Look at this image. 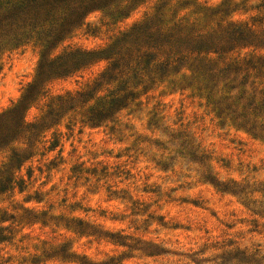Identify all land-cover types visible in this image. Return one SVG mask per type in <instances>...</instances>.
<instances>
[{
	"label": "rangeland",
	"instance_id": "374dc122",
	"mask_svg": "<svg viewBox=\"0 0 264 264\" xmlns=\"http://www.w3.org/2000/svg\"><path fill=\"white\" fill-rule=\"evenodd\" d=\"M183 2L164 9L166 27L264 30V0ZM159 3L145 0L121 22L93 13L63 47L106 48ZM39 52L34 44L3 51L0 113L33 81ZM255 55L264 60V49ZM106 65L52 81L27 121L41 122L56 97L85 89ZM181 82V75L158 80L115 122L92 127L87 108L78 109L31 145L25 137L0 151V170L14 150L29 156L18 173L24 191L0 194V229L13 233L0 243V264H243L246 255L264 257L262 96L251 106L246 87L243 101L239 90L208 100Z\"/></svg>",
	"mask_w": 264,
	"mask_h": 264
},
{
	"label": "trees",
	"instance_id": "16d2710c",
	"mask_svg": "<svg viewBox=\"0 0 264 264\" xmlns=\"http://www.w3.org/2000/svg\"><path fill=\"white\" fill-rule=\"evenodd\" d=\"M144 1L0 0V56L6 49L30 44L40 49L33 81L10 110L0 113V151L20 138L28 137L30 144L32 139L78 109L87 108L86 123L92 127L115 122L117 115L136 102L142 93L151 90L158 80L172 75H181L180 89H195L208 100L215 92L223 95L239 90L237 99L243 101L249 87L253 95L250 105L255 104L259 94L262 96L259 107L264 108V60L255 55V51L264 49V30L233 23L208 32L181 24L168 28L164 25L163 11L175 0H159L154 14L121 33L106 48L63 47L93 13L100 12L112 21L121 22ZM183 1L182 7L191 3ZM247 49L254 52L242 60L240 52ZM234 54L238 56L232 58ZM100 62H106V68L85 89L56 97L47 106L41 122L27 121L30 109L46 96L48 84L74 77ZM223 103L221 100L216 105ZM261 127L264 128V124ZM57 147L56 142L50 149ZM28 159L29 156L13 151L0 170V194L15 187L24 191L25 181L18 173ZM215 186L223 188L220 183ZM227 190L224 187V192ZM9 229H0V243L11 240L13 233ZM246 256L243 264H264V257Z\"/></svg>",
	"mask_w": 264,
	"mask_h": 264
}]
</instances>
